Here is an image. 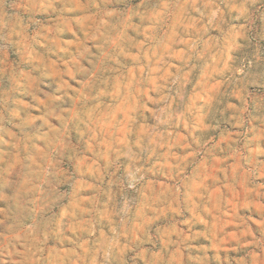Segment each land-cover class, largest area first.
<instances>
[{"label":"rangeland","instance_id":"obj_1","mask_svg":"<svg viewBox=\"0 0 264 264\" xmlns=\"http://www.w3.org/2000/svg\"><path fill=\"white\" fill-rule=\"evenodd\" d=\"M0 264H264V0H0Z\"/></svg>","mask_w":264,"mask_h":264}]
</instances>
